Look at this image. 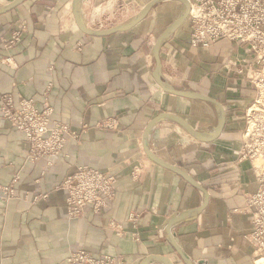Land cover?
<instances>
[{
    "label": "crops",
    "instance_id": "1",
    "mask_svg": "<svg viewBox=\"0 0 264 264\" xmlns=\"http://www.w3.org/2000/svg\"><path fill=\"white\" fill-rule=\"evenodd\" d=\"M13 1L0 0V8ZM150 1L83 0V21L98 30L114 21L128 24ZM184 10L182 1L164 0L130 30L103 36L80 29L74 0H24L0 14V264H67L78 249L125 264H255L247 239L253 219L247 194L255 175L250 163L235 165L231 156L242 132L233 108L245 103L252 56L228 40L192 47L187 28L177 29L161 47L162 80L216 99L226 121L221 134L205 142L161 117L177 115L207 135H214L221 117L214 103L168 93L157 81L154 46ZM21 24V39L7 43ZM5 95L17 103L32 99L39 109L51 105L53 121L77 133L52 166L23 157L30 149L25 133L1 116ZM157 118L150 149L203 189L147 155L144 135ZM107 121L117 127L101 126ZM81 165L112 172L116 198L103 214L87 209L83 218L70 219L60 185ZM17 175L18 197L7 200L2 188ZM37 192L44 198L38 205ZM134 212L140 214L135 227L129 220ZM113 221L126 234L119 235Z\"/></svg>",
    "mask_w": 264,
    "mask_h": 264
},
{
    "label": "built area",
    "instance_id": "2",
    "mask_svg": "<svg viewBox=\"0 0 264 264\" xmlns=\"http://www.w3.org/2000/svg\"><path fill=\"white\" fill-rule=\"evenodd\" d=\"M195 14L191 23L193 47H209L220 39L240 42L247 46L257 69L254 85L256 94L246 112L247 125L240 160L253 164L256 186L248 194L247 209L253 215L251 231L247 237L255 250L253 262L264 264V0H195ZM192 10V13H194ZM50 88V87H49ZM2 116L10 119L24 131L30 144L27 161L46 158L53 165L55 157L61 155L69 136L77 133L66 123L53 121L54 108L46 104L38 109L33 100L20 99L16 105L12 95H5ZM104 128L114 129L116 124L107 121ZM115 176L89 166H78L66 175L60 188L67 195L68 216L76 219L86 215L87 209L96 214L104 213L116 195ZM8 197H16L11 187L5 189ZM35 202L40 199L35 197ZM24 199H29L27 195ZM136 222L137 217L132 215ZM112 228L118 226L112 222ZM134 226L136 224L134 223ZM68 264H124L120 257L93 254L79 250L68 257Z\"/></svg>",
    "mask_w": 264,
    "mask_h": 264
},
{
    "label": "water",
    "instance_id": "3",
    "mask_svg": "<svg viewBox=\"0 0 264 264\" xmlns=\"http://www.w3.org/2000/svg\"><path fill=\"white\" fill-rule=\"evenodd\" d=\"M23 1L24 0H15L10 5H8L7 7L0 8V14L14 9L18 5H20V3H22ZM82 1L81 0H74V14H75L77 24L79 25L80 29L89 36H103V35H110V34H113L116 32H120V31L130 30L131 28H133L135 25H137L139 22H141L146 17L148 15V13L150 12V10L157 3H160L164 0H152V1H150L142 9V11L134 19V21H132L131 23L124 24V25H118V26L112 27L110 29H102V30L91 29L85 24V22L83 21V17H82V9H81ZM179 1H182L184 3L185 10L183 11V13L181 14V16L178 19H176L173 23H171L161 33V35L158 37L156 44L154 46V57H155V61H156V71L155 72H156V76H157V81H158L159 85L168 93H172L175 95H179V96H183V97H187V98H191V99H198V100H203V101H208V102L214 103L215 105H217L220 108L221 117H220V121H219L217 128H215L214 135H207V134H204V133L197 131L185 119H183L177 115L164 114L161 117H170V118L174 119L175 121H177L180 125H182L185 129H187V131H189L193 136H195L199 140L205 141V142H210V141L215 140L221 134L223 127L225 125L226 115H225V111H224L222 105L216 99H214L210 96H207V95H204L201 93H197V92L180 91V90L174 89L173 87L168 85L166 82H164L161 78V47H162L163 43L165 42V40L167 38H169L177 29H179L187 21L188 16L191 12V4H190L189 0H179ZM159 119L160 118H157L153 122H151L146 129V132L144 135V146H145V150H146L147 155L151 159H153L155 162H157L161 165L167 166V167L173 169L174 171H177L183 177H185L188 181H190L191 183H193L197 187L203 189V187L198 182H196L192 177H190L185 171H183L179 167H175V166L169 165L168 163L164 162L159 157H157L152 152V150L150 149V147H149L150 132H151L153 126L155 125V123ZM172 223H175V221H171L168 224V226H167L168 231H170ZM176 247L179 251H181L178 246H176ZM147 261H149V260H146L144 262V264H146ZM186 262L188 264H193L191 261H188L187 259H186ZM167 264H171V263L169 262ZM198 264H205V263L199 262Z\"/></svg>",
    "mask_w": 264,
    "mask_h": 264
},
{
    "label": "rangeland",
    "instance_id": "4",
    "mask_svg": "<svg viewBox=\"0 0 264 264\" xmlns=\"http://www.w3.org/2000/svg\"><path fill=\"white\" fill-rule=\"evenodd\" d=\"M189 2H190V4H191V12H190V14H189V16H188V19H187V21L183 24L184 25V27L185 28H187V30H188V32H189V38H188V40H187V42L189 43V45H191V43H190V40H191V23H192V17H193V14H195L196 12L194 11L195 9V5H196V1L195 0H189ZM171 3H173V2H171ZM172 6H174L175 5V3H173V4H171ZM194 9V10H193ZM192 10H193V12L194 13H192ZM115 23H110V25H108L109 27H107V28H112V27H114L115 25H117V24H119L120 22L119 21H114ZM107 24V23H106ZM182 25V26H183ZM181 26V27H182ZM26 29V25L25 24H21V26L19 27V28H17L16 29V31L17 32H15L14 33V35H13V37L11 38V39H8L7 41V43H14V42H16V40H19V39H21V34H22V32L24 31ZM105 29V28H104ZM220 40H223V39H220ZM220 40H218V41H220ZM224 40H228V39H224ZM217 41V42H218ZM229 41V40H228ZM217 42H215V43H217ZM231 42H233V41H231ZM215 43H213V44H215ZM233 43H235V44H239V45H241V46H244V47H247L246 45H244V44H242V43H240V42H236V41H234ZM212 44V45H213ZM211 45V46H212ZM192 46V45H191ZM193 47V46H192ZM199 47V46H198ZM210 47V46H209ZM251 56L252 57H254V55H253V53H251ZM253 59V58H252ZM253 61V60H252ZM250 71H249V73L248 72H245V76L247 77V78H245L244 79V81H246V83H244L245 84V88L243 89L242 88V92H243V96L242 97H244L245 98V103L244 104H242V105H240L239 107H236V108H233V110H234V112H235V115H234V117H237V121H238V123H239V128L240 129H242V132L240 133V146H239V148L236 150H233V153L234 154H232L231 156H232V162L235 164V165H241L242 163H244V162H248V163H250L251 164V169H252V171H253V173H254V175H255V186H256V174H255V170H254V167H253V164L250 162V161H248V160H240V158H239V154H240V151H241V149H242V147H243V144H244V131H245V129H246V125H247V119H246V112H247V109L249 108V106H250V104L253 102V100H254V98H255V94H256V87H255V85H254V80L256 79V74H257V69H256V66H255V64H254V62H252L251 63V65H250ZM254 74V76L253 77H251V78H248V77H250V76H252ZM32 100V99H31ZM20 102V101H19ZM33 103L35 104V102H34V100H33ZM16 105L18 106L19 105V103H17L16 102ZM35 106H36V104H35ZM37 107V106H36ZM38 108V107H37ZM44 108V107H43ZM43 108H41V109H43ZM1 109H2V105H1ZM39 109V108H38ZM40 109V110H41ZM54 114V113H53ZM1 116H2V112H1ZM3 117V116H2ZM3 118H5V117H3ZM5 119H7V118H5ZM8 120H10V119H8ZM52 120H53V116H52ZM11 121V120H10ZM12 122V121H11ZM64 123V122H63ZM12 124H13V122H12ZM14 125V124H13ZM15 126V125H14ZM16 127V126H15ZM243 127V128H242ZM17 128V127H16ZM238 128V129H239ZM22 131V130H21ZM74 131V130H73ZM24 132V131H23ZM25 133V132H24ZM26 135V134H25ZM72 136H69L68 137V139L69 138H71ZM77 137H78V135H77ZM27 138V137H26ZM75 138V137H74ZM67 139V140H68ZM67 140H66V142H67ZM27 141H28V139H27ZM28 143H29V141H28ZM29 147H30V144H29ZM30 153V149H29V151L27 152V153H25L24 155H23V157L25 158L28 154ZM26 159V158H25ZM40 159H46V158H40ZM40 159H38V160H40ZM47 160V159H46ZM35 161H37V160H35ZM35 161H30V162H35ZM47 164H48V160H47ZM98 170V169H97ZM100 171V170H99ZM111 174H113L112 172H110ZM114 175V174H113ZM115 176V175H114ZM139 176V174H136L135 175V177H138ZM18 179H19V176L17 175L16 177H15V179L13 180V183L12 184H10V185H6V186H4L3 188H2V190H3V193H4V195H5V197H6V199L8 200V199H14V198H17L18 196H17V193H16V188H15V184L14 183H16V181H18ZM115 179H116V176H115ZM116 183H117V179H116V182H115V188H116ZM9 187H11L12 189H13V194H15L16 195V197H13V198H11V197H8L6 194H5V189L6 188H9ZM252 191H250L248 194H250ZM42 193H39V192H37V194L35 195V196H37L38 197V199H41V200H43L44 198H43V196L41 195ZM248 194H247V198H248ZM27 196V194L24 196V197H26ZM29 196V195H28ZM115 198H116V195H115V197H114V200H115ZM35 197H34V203H37V202H35ZM113 200V201H114ZM248 200V199H247ZM40 201V200H39ZM113 201H112V203H113ZM111 203V204H112ZM38 204H40V202L39 203H37V205ZM68 205V204H67ZM94 213V212H93ZM96 214V213H95ZM103 214V213H102ZM132 215H135L136 217H137V219H136V222H134L133 220H131V216ZM139 216H140V214L138 213V212H134V213H132L131 215H130V217H129V220H130V222L133 224V227H135L134 226V223L135 224H137V222H138V218H139ZM84 216H82V217H79V218H83ZM76 219H78V218H76ZM252 221H253V219H252ZM114 222V221H113ZM117 226H118V229H115V231L119 234V235H123V234H126V231L122 228V226L120 225V224H118V223H116V222H114ZM249 235V234H248ZM248 235H247V237H248ZM79 250H82V249H78V250H72L71 252H70V254L73 252V251H79ZM83 251H85V250H83ZM86 252H88V251H86ZM90 253V252H89ZM92 254V253H91ZM70 256V255H69ZM108 256H110V255H108ZM97 257V256H96ZM253 258V257H252ZM124 263V262H123ZM67 264H68V258H67ZM125 264V263H124Z\"/></svg>",
    "mask_w": 264,
    "mask_h": 264
},
{
    "label": "bare ground",
    "instance_id": "5",
    "mask_svg": "<svg viewBox=\"0 0 264 264\" xmlns=\"http://www.w3.org/2000/svg\"><path fill=\"white\" fill-rule=\"evenodd\" d=\"M82 1V0H81Z\"/></svg>",
    "mask_w": 264,
    "mask_h": 264
}]
</instances>
